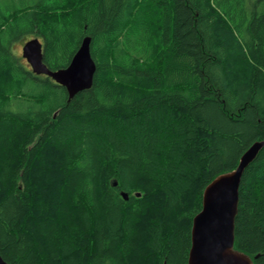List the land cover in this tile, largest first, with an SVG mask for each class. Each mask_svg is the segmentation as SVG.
<instances>
[{
    "label": "trees",
    "instance_id": "trees-1",
    "mask_svg": "<svg viewBox=\"0 0 264 264\" xmlns=\"http://www.w3.org/2000/svg\"><path fill=\"white\" fill-rule=\"evenodd\" d=\"M29 35L53 70L90 36L93 86L70 98L35 74L14 51ZM262 140L264 0H0L9 263L188 264L206 186ZM234 247L264 264V147Z\"/></svg>",
    "mask_w": 264,
    "mask_h": 264
},
{
    "label": "water",
    "instance_id": "water-1",
    "mask_svg": "<svg viewBox=\"0 0 264 264\" xmlns=\"http://www.w3.org/2000/svg\"><path fill=\"white\" fill-rule=\"evenodd\" d=\"M91 41L92 38L86 36L69 65L55 70L44 61V45L38 37L23 45L22 56L35 74L46 75L65 86L69 97L73 98L94 83L97 64L91 53ZM263 147L264 140L255 142L241 156L234 170L218 175L206 186L202 209L193 219L188 264H255L248 254L234 247L235 218L243 173ZM122 195L128 198L127 193ZM0 264L11 263L0 254Z\"/></svg>",
    "mask_w": 264,
    "mask_h": 264
},
{
    "label": "rangeland",
    "instance_id": "rangeland-1",
    "mask_svg": "<svg viewBox=\"0 0 264 264\" xmlns=\"http://www.w3.org/2000/svg\"><path fill=\"white\" fill-rule=\"evenodd\" d=\"M32 36L29 35V36H25L24 39L21 41V42H17L15 44V47H14V51L23 58L22 56V52H23V45L24 43L29 39L31 38ZM41 39V37H39ZM42 40V39H41ZM24 59V58H23ZM24 61L27 63L26 59H24Z\"/></svg>",
    "mask_w": 264,
    "mask_h": 264
},
{
    "label": "bare ground",
    "instance_id": "bare-ground-1",
    "mask_svg": "<svg viewBox=\"0 0 264 264\" xmlns=\"http://www.w3.org/2000/svg\"><path fill=\"white\" fill-rule=\"evenodd\" d=\"M26 42H27V41H26ZM26 42H25V43H26ZM25 43H24V44H25Z\"/></svg>",
    "mask_w": 264,
    "mask_h": 264
},
{
    "label": "flooded vegetation",
    "instance_id": "flooded-vegetation-1",
    "mask_svg": "<svg viewBox=\"0 0 264 264\" xmlns=\"http://www.w3.org/2000/svg\"><path fill=\"white\" fill-rule=\"evenodd\" d=\"M43 41V40H42Z\"/></svg>",
    "mask_w": 264,
    "mask_h": 264
}]
</instances>
